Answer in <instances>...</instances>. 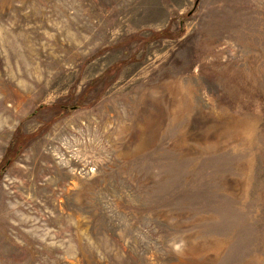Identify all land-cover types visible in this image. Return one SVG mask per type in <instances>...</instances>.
Masks as SVG:
<instances>
[{
  "label": "rangeland",
  "instance_id": "374dc122",
  "mask_svg": "<svg viewBox=\"0 0 264 264\" xmlns=\"http://www.w3.org/2000/svg\"><path fill=\"white\" fill-rule=\"evenodd\" d=\"M0 264H264V0H0Z\"/></svg>",
  "mask_w": 264,
  "mask_h": 264
}]
</instances>
